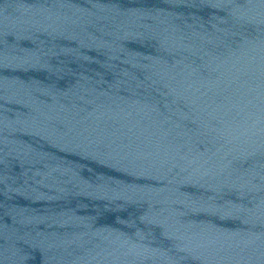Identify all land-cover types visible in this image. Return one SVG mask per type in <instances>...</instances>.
Returning a JSON list of instances; mask_svg holds the SVG:
<instances>
[{"label": "water", "instance_id": "95a60500", "mask_svg": "<svg viewBox=\"0 0 264 264\" xmlns=\"http://www.w3.org/2000/svg\"><path fill=\"white\" fill-rule=\"evenodd\" d=\"M0 264H264V0H0Z\"/></svg>", "mask_w": 264, "mask_h": 264}]
</instances>
